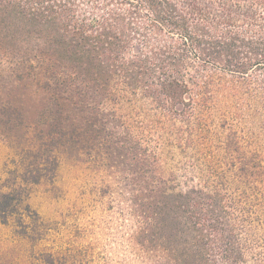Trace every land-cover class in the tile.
I'll list each match as a JSON object with an SVG mask.
<instances>
[{
  "label": "trees",
  "instance_id": "1",
  "mask_svg": "<svg viewBox=\"0 0 264 264\" xmlns=\"http://www.w3.org/2000/svg\"><path fill=\"white\" fill-rule=\"evenodd\" d=\"M19 87L35 96L42 138L82 150L102 196L116 193L137 264H249L248 197L264 191V0H0L4 112ZM204 121L219 128V167L181 176L168 160L197 146ZM11 200L0 195V216Z\"/></svg>",
  "mask_w": 264,
  "mask_h": 264
},
{
  "label": "rangeland",
  "instance_id": "2",
  "mask_svg": "<svg viewBox=\"0 0 264 264\" xmlns=\"http://www.w3.org/2000/svg\"><path fill=\"white\" fill-rule=\"evenodd\" d=\"M34 98L19 87L13 109L0 107V195L12 196L11 210L0 216V264H137L123 246L130 222L123 224L116 193L102 196V173L82 150L42 138L47 128L37 122ZM197 118L194 113L191 121ZM214 122L197 126V146L182 156L172 153L168 167L181 176L194 162L219 167ZM223 188L227 197L238 193L234 184ZM249 195L252 220L244 237L252 258L264 262V191Z\"/></svg>",
  "mask_w": 264,
  "mask_h": 264
}]
</instances>
